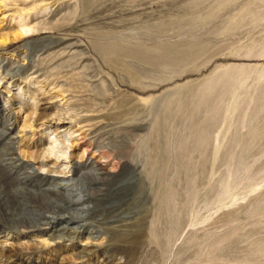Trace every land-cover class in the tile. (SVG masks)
Returning <instances> with one entry per match:
<instances>
[{
    "label": "rangeland",
    "instance_id": "obj_1",
    "mask_svg": "<svg viewBox=\"0 0 264 264\" xmlns=\"http://www.w3.org/2000/svg\"><path fill=\"white\" fill-rule=\"evenodd\" d=\"M0 264H264V0H0Z\"/></svg>",
    "mask_w": 264,
    "mask_h": 264
},
{
    "label": "bare ground",
    "instance_id": "obj_2",
    "mask_svg": "<svg viewBox=\"0 0 264 264\" xmlns=\"http://www.w3.org/2000/svg\"><path fill=\"white\" fill-rule=\"evenodd\" d=\"M62 119L64 120L65 118H63V116H59L56 119L57 123L65 124ZM59 145L61 144L57 143L56 140L49 143L47 149L43 151L42 158L54 156L56 159H59V157L66 159L67 156L64 153L65 149L59 148ZM9 160L13 164L18 163V159H16L14 156L11 157ZM98 164H90L89 168L91 170L85 171L75 178H67L66 176L65 179H63V176L62 179L52 180L51 182H49L47 178H42L41 180L32 183V185L37 188L36 190H38V193L34 191H27L26 196L29 198V200L37 201L39 199V195H41L42 199H40V202L46 203L50 207L56 206L59 202L66 204L63 208L61 207L58 212H48L47 214L43 215L41 213L38 215V218L42 219L40 222V224L43 226L42 231H48L52 233L51 235H49L50 238L60 237L61 233L65 230L73 231L75 228L83 229L84 225L82 224V220L80 218L81 209H77L76 207H79L78 205H80L82 197H90V192L92 189L89 188L87 185L100 183V178L105 175L103 169ZM45 185L49 187L42 188ZM29 215L33 217L35 214L31 213ZM73 223L76 226L68 227L69 224Z\"/></svg>",
    "mask_w": 264,
    "mask_h": 264
}]
</instances>
